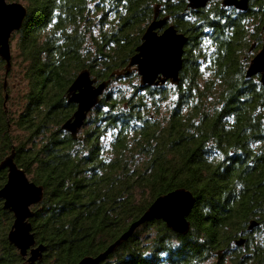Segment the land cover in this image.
I'll return each instance as SVG.
<instances>
[{
	"label": "trees",
	"instance_id": "16d2710c",
	"mask_svg": "<svg viewBox=\"0 0 264 264\" xmlns=\"http://www.w3.org/2000/svg\"><path fill=\"white\" fill-rule=\"evenodd\" d=\"M13 1L27 15L8 73L0 58V163L14 152L44 187L30 219L46 248L36 264L98 255L179 188L196 200L186 235L151 220L101 264H209L240 240V263L246 252L245 264H264V87L246 79L264 0L246 12L223 0ZM157 8L187 37L183 68L178 84L142 86L128 65ZM85 69L109 85L74 138L62 128L77 108L68 89ZM7 180L0 169V188ZM13 222L0 200V264H27L8 241Z\"/></svg>",
	"mask_w": 264,
	"mask_h": 264
},
{
	"label": "water",
	"instance_id": "95a60500",
	"mask_svg": "<svg viewBox=\"0 0 264 264\" xmlns=\"http://www.w3.org/2000/svg\"><path fill=\"white\" fill-rule=\"evenodd\" d=\"M250 0H223V6L234 7L246 12ZM209 0H189V7H205ZM27 7L22 2L0 0V58L6 62V72L12 66V38L23 25ZM158 8L154 20L146 28L142 43L131 58L128 71L134 69L140 77L142 86H158L170 81L178 84L183 68L184 47L187 37L179 33L173 25H167V18L158 19ZM259 75L264 87V45L251 59L246 79ZM109 82L97 83L90 71L85 69L75 78L68 89V99L77 105L76 111L63 125L74 138L83 128L88 114L100 103ZM0 169L8 170V180L0 188V200L4 208L14 215V222L8 234V241L27 259V264H36L43 260L46 250L43 244H37L30 219L34 216L33 207L44 199V187L37 185L26 171L15 162L14 152L0 163ZM194 194L185 188H179L156 198L146 211L123 232L116 240L96 256H86L78 264H101L114 251L133 236L137 229L151 220H161L175 233L186 235L190 230L188 217L195 205ZM257 226L251 223L250 229ZM244 240L237 241V245ZM219 253L217 264H221Z\"/></svg>",
	"mask_w": 264,
	"mask_h": 264
},
{
	"label": "flooded vegetation",
	"instance_id": "af4514ba",
	"mask_svg": "<svg viewBox=\"0 0 264 264\" xmlns=\"http://www.w3.org/2000/svg\"><path fill=\"white\" fill-rule=\"evenodd\" d=\"M244 244H245V242H243V245L242 244L237 245V247H235L233 249L234 255L231 253L228 255H224L222 258L221 264H241L239 261V255L241 252L243 253L244 251L239 252V246L240 247L242 246L241 248H243ZM236 254H237V257L235 256ZM245 254H246V252H245ZM245 254L243 256H241L243 259L242 263L244 262V264L247 262V260H245V258H246Z\"/></svg>",
	"mask_w": 264,
	"mask_h": 264
},
{
	"label": "rangeland",
	"instance_id": "374dc122",
	"mask_svg": "<svg viewBox=\"0 0 264 264\" xmlns=\"http://www.w3.org/2000/svg\"><path fill=\"white\" fill-rule=\"evenodd\" d=\"M11 1V0H10ZM15 2H19V1H15ZM12 48H14V43L12 42ZM216 258H213L210 262H209V264H215L216 263Z\"/></svg>",
	"mask_w": 264,
	"mask_h": 264
}]
</instances>
